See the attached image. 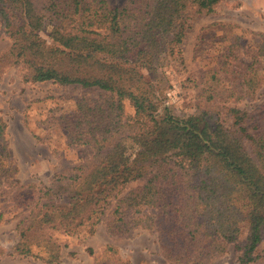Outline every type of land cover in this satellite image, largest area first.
Instances as JSON below:
<instances>
[{
    "label": "trees",
    "instance_id": "1",
    "mask_svg": "<svg viewBox=\"0 0 264 264\" xmlns=\"http://www.w3.org/2000/svg\"><path fill=\"white\" fill-rule=\"evenodd\" d=\"M218 2L125 0L109 7L107 0H0L1 26L11 39L7 52L21 65L24 80L104 91L92 103L77 100L72 120L64 116L68 144L88 146L90 154L56 172L53 185L29 184L31 198L24 202L29 214L15 227L16 253L42 259L30 244L40 243L45 229L71 233L103 220L112 236L154 230L168 264H209L230 245L241 264L258 257L255 250L264 238V117L261 132L250 133L246 112L225 105L257 88L263 78L254 67L257 59L246 67L244 93L207 71L197 94L210 106L185 119L168 112L160 117L142 71L157 68L159 42L181 50L176 44L187 20L213 11ZM45 24L52 27L50 44L37 33ZM255 55L264 56V34ZM125 101L132 113L125 111ZM221 104L230 127L216 114ZM5 130L0 117V196L19 182L11 177L16 165ZM135 180L142 184L122 193ZM2 215L0 210V221ZM57 256L49 252L46 261Z\"/></svg>",
    "mask_w": 264,
    "mask_h": 264
},
{
    "label": "rangeland",
    "instance_id": "2",
    "mask_svg": "<svg viewBox=\"0 0 264 264\" xmlns=\"http://www.w3.org/2000/svg\"><path fill=\"white\" fill-rule=\"evenodd\" d=\"M124 1L107 0V3L109 7H115ZM11 8L16 12L15 3H11ZM187 21L189 26L185 28L181 42L176 44L181 50L175 47L170 51L166 42H159L161 50H156L155 54L157 68L142 69L149 77V88L154 94L160 117L167 112L184 119L200 114L208 106V101L200 100L203 96L197 94V85L209 70L217 72L223 85L244 93L242 80L246 67L257 59L254 67L263 77L257 88L225 105L246 112L244 124L248 132H261L264 56L256 57L255 54L261 34H264V0H219L213 11L193 13ZM51 28L45 24L37 32L49 44L53 42L49 38ZM10 44L11 39L4 33L0 21V117L6 123L7 147L16 165L11 177L19 180L18 184L7 185L0 196V210L3 212L0 264H108L110 258L111 262L120 258L127 264H168L160 252L154 230L137 228L127 236H112L103 220L95 224L85 223L71 233L62 229H45L39 237L41 242L37 243L39 239H35L30 244L32 254L42 259L20 255L13 250L19 238L16 224L29 214V207L24 203L31 198L29 184L53 185L52 177L56 172L68 171L90 154L88 146L68 144L65 117L72 120L77 100L92 103L103 98L104 91L51 80H24L21 65L8 55ZM124 106L126 112H133L128 101ZM222 106L215 108L216 114L225 126L230 127L231 117ZM244 145L249 147V141L244 140ZM141 184V180L128 182L122 193ZM18 185L21 187H16ZM112 205L113 202L106 212ZM49 252L58 254L50 262L46 261ZM255 252L258 257L246 264H264V238ZM237 256L238 252L230 245L225 253L213 258L209 264H241Z\"/></svg>",
    "mask_w": 264,
    "mask_h": 264
}]
</instances>
